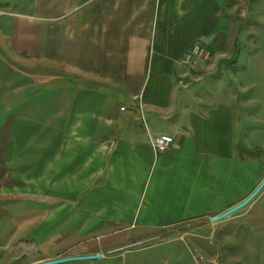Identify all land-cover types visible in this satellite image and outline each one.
<instances>
[{"label":"crops","instance_id":"1","mask_svg":"<svg viewBox=\"0 0 264 264\" xmlns=\"http://www.w3.org/2000/svg\"><path fill=\"white\" fill-rule=\"evenodd\" d=\"M62 1L45 8L64 14L0 23L1 198L31 193L44 216L33 227L38 247L46 234L62 238L29 264L93 254L57 264H196L193 230L220 231L211 218L264 177V109L248 112L264 95L246 94L232 71L234 40L218 33L222 15L229 23L222 4L232 3ZM196 43L210 59L185 63ZM163 133L173 144L154 153L150 141ZM247 163L258 175L232 187ZM10 179L26 187L9 188ZM263 188L225 220L245 217ZM167 244L171 254L153 256Z\"/></svg>","mask_w":264,"mask_h":264},{"label":"rangeland","instance_id":"2","mask_svg":"<svg viewBox=\"0 0 264 264\" xmlns=\"http://www.w3.org/2000/svg\"><path fill=\"white\" fill-rule=\"evenodd\" d=\"M50 1L51 3H65L62 0ZM46 2L47 0H0V17H2L0 23L8 19L12 21L14 17L21 15L51 18L70 10L69 8H45ZM230 2L232 4L229 8L227 4L225 5L226 2L222 4L223 13L228 15L229 23L226 24L224 15H222L218 33H226V39L230 36L234 40L231 47L238 50L237 55L240 54V56L237 59L238 62L231 63L234 65L232 71L241 70L242 82L248 89L246 94L251 95L253 91L254 96H261L262 93L264 95V0H230ZM76 14H83V6L74 9L72 15ZM11 26L13 24H10V31H12ZM1 42L6 43L7 41L1 40ZM0 48L3 49L1 46ZM228 49L232 50L230 47ZM255 62L258 64L256 65ZM261 106L264 109V103L248 105V112L253 111L257 114L259 112L260 115ZM259 149L264 150V142ZM257 167L258 171H255L254 166L247 163V169L242 172L241 177H229L231 186H248L251 180L258 175L257 172L261 166L257 165ZM2 183L3 181H0V186ZM16 186L26 187V184L18 182L17 179H10L7 182L9 188ZM10 194L8 191L7 195ZM20 195L25 196L26 199L1 198L0 192V264H29L46 247H51L58 240H62L56 237L48 239L46 234L40 238L43 244L38 247L40 243L37 238H34L33 227L44 216L36 215L35 206H32V200L29 198L31 193ZM206 218L203 217V220L206 221ZM216 223L220 231L215 233L207 229L193 230L199 238L194 239L191 245L199 240L200 246L198 249L191 250L192 256L200 254L204 258H215L217 264H264V196L245 217L231 218V220L223 218ZM184 227L185 224H179L174 228L159 231V233H168L172 228L181 230ZM159 241L160 238L135 243L132 244V248L158 245ZM168 245L154 248L153 256L164 257V255L171 254L172 251Z\"/></svg>","mask_w":264,"mask_h":264},{"label":"built area","instance_id":"3","mask_svg":"<svg viewBox=\"0 0 264 264\" xmlns=\"http://www.w3.org/2000/svg\"><path fill=\"white\" fill-rule=\"evenodd\" d=\"M209 54L208 49L196 43L191 46L189 52L185 55L184 62L190 64H195L198 61L205 62L208 60ZM150 143L154 153H161L172 146L173 137L165 133L158 134L151 139ZM193 259L196 264H217L215 258H204L200 254H193Z\"/></svg>","mask_w":264,"mask_h":264},{"label":"water","instance_id":"4","mask_svg":"<svg viewBox=\"0 0 264 264\" xmlns=\"http://www.w3.org/2000/svg\"><path fill=\"white\" fill-rule=\"evenodd\" d=\"M264 187V177L261 179V181L257 184V186L251 191L244 199L239 201L238 203L232 205L231 207L225 209L221 213L213 216L211 220L213 222L221 220L231 213L241 209L243 206H245L262 188ZM98 254L93 255H86V256H70V257H63V258H57L52 260H46L39 262L38 264H57L61 262L71 261V260H82V259H90V258H96L98 257Z\"/></svg>","mask_w":264,"mask_h":264},{"label":"bare ground","instance_id":"5","mask_svg":"<svg viewBox=\"0 0 264 264\" xmlns=\"http://www.w3.org/2000/svg\"><path fill=\"white\" fill-rule=\"evenodd\" d=\"M210 58V54H209V56H208V59Z\"/></svg>","mask_w":264,"mask_h":264}]
</instances>
